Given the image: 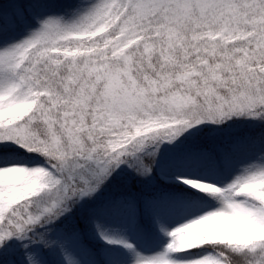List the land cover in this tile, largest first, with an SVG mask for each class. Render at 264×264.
<instances>
[{"label":"snow or ice","instance_id":"obj_1","mask_svg":"<svg viewBox=\"0 0 264 264\" xmlns=\"http://www.w3.org/2000/svg\"><path fill=\"white\" fill-rule=\"evenodd\" d=\"M0 5V248L60 247L52 224L127 165L150 176L159 145L200 124L264 121V0H41ZM222 146L195 159L213 164ZM184 211L150 253L101 231L136 264H264V151L229 182L178 173Z\"/></svg>","mask_w":264,"mask_h":264},{"label":"trees","instance_id":"obj_2","mask_svg":"<svg viewBox=\"0 0 264 264\" xmlns=\"http://www.w3.org/2000/svg\"><path fill=\"white\" fill-rule=\"evenodd\" d=\"M68 2L41 0L36 5V12L62 14ZM0 5L5 10L13 7L7 0H0ZM23 30L20 28L13 33H5L0 37V46L10 43L14 35L23 33ZM233 120L236 121L233 126L244 124L235 130L221 129L213 133L203 130L175 153L164 158L155 156L150 176L125 174L112 177L110 188L104 196L78 203L70 212L45 227L53 238L62 243L73 237L84 264H134V253L121 245L107 243L101 238V231L128 240L138 252L160 250L166 245L168 237L160 224L167 228L173 226L175 219L184 211L180 198L184 197L186 189L167 184L161 177V171L168 177H176L178 173H183L181 171L192 167L209 179L216 180L224 161L255 159L264 151V121L248 123L246 117H234ZM228 122L221 126L226 127ZM208 146H222L230 159H226L223 153L213 164L195 159ZM25 243L14 239L6 247L0 248V264H27L29 249H26ZM54 249L32 246L31 251L38 252L44 264L45 261L47 264H59Z\"/></svg>","mask_w":264,"mask_h":264},{"label":"rangeland","instance_id":"obj_3","mask_svg":"<svg viewBox=\"0 0 264 264\" xmlns=\"http://www.w3.org/2000/svg\"><path fill=\"white\" fill-rule=\"evenodd\" d=\"M40 15L42 17H46L49 14L47 12H41ZM23 31H22L23 33L14 35V37L11 39L10 43H13L19 39H22L26 35V31L25 30H23ZM246 118H248V117H246ZM248 121H249L248 123H254L258 120L248 118ZM229 122H230V124H229ZM229 122H228L226 127L221 126V124H211V123H205V124L197 125L196 127L187 130L182 136H180L175 141H173L171 143L164 142V143L160 144L158 152L156 153L155 156L158 158H164V157H167V156L175 153L180 148L184 147L187 142L192 141V139L196 138V136H199L201 133H203L202 132L203 130H208V132H210V133H213L215 131L219 132L221 129L222 130H235L239 126L241 127L244 124V122H242L239 125L233 126L234 122H236L233 119L230 120ZM255 159H246V160H239V161H224L222 163V168L219 169V172H218L219 176L217 177L216 180L221 181V182H229L231 179H233L235 177V175H238L240 173V171L245 166H247L250 161L254 162ZM181 172H183L185 174H189V175H205L201 172H198L197 170H195V168H192V167L187 168V170L181 171ZM125 174H126V176H130L132 174H137V173L133 169H130L127 165H121V167L119 169H117L107 181H105V183L101 186L100 190L94 196L85 198L80 203H83L84 201H93V200H96V199L104 196L105 193L107 192V189L110 188L112 177H114V176L122 177ZM161 177L163 178V180L167 184L188 188L187 185H183L178 179H176V177H168L166 174H164V171H161ZM160 225L163 226V223H161ZM171 227H168V229L171 230ZM169 239H170V237H167L166 244L169 242ZM63 243L67 246V248L74 255V257L77 260V264H84L78 255L80 248L78 247L76 240L73 237H69V239H66ZM164 246H166V245H164ZM54 248L55 249L53 250V252H54L55 257L57 258V261L59 262V264H67V262L65 260V254L62 251V249L60 247H54ZM40 257L42 258L41 255H40ZM42 260H43V258H42ZM45 262L47 264V261H45ZM27 264H29V261ZM134 264H136V259L134 260Z\"/></svg>","mask_w":264,"mask_h":264}]
</instances>
